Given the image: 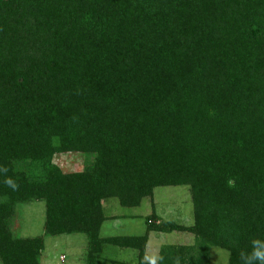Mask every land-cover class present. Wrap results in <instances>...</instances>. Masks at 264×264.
I'll return each instance as SVG.
<instances>
[{
  "label": "trees",
  "instance_id": "trees-1",
  "mask_svg": "<svg viewBox=\"0 0 264 264\" xmlns=\"http://www.w3.org/2000/svg\"><path fill=\"white\" fill-rule=\"evenodd\" d=\"M71 153L93 159L66 173L53 160ZM179 186L193 225L154 211L144 235L102 237L106 200ZM33 202L44 236L19 237ZM153 232L195 237L156 264L264 251V0H0L1 264H41L46 236L75 234L86 264L106 245L151 264Z\"/></svg>",
  "mask_w": 264,
  "mask_h": 264
},
{
  "label": "rangeland",
  "instance_id": "rangeland-1",
  "mask_svg": "<svg viewBox=\"0 0 264 264\" xmlns=\"http://www.w3.org/2000/svg\"><path fill=\"white\" fill-rule=\"evenodd\" d=\"M91 156L71 153L59 154L53 162L64 172L82 171ZM104 212L108 219L103 227L102 237L142 236L147 230V218L154 211L163 221H174L186 226L194 223V208L189 187H159L154 192V199L145 198L139 207H122L117 199L104 202ZM117 217L118 219H111ZM46 208L43 202L18 204L14 232L19 237L34 238L44 236ZM158 223H160L158 221ZM195 237L189 233L174 232L150 234L147 257L158 261L160 250L165 245H193ZM88 239L83 234L45 237V250L41 264H86ZM62 260V258H64ZM97 264H136L138 252L106 245ZM229 253L219 248L211 249V264H228ZM1 264V262H0Z\"/></svg>",
  "mask_w": 264,
  "mask_h": 264
},
{
  "label": "clouds",
  "instance_id": "clouds-1",
  "mask_svg": "<svg viewBox=\"0 0 264 264\" xmlns=\"http://www.w3.org/2000/svg\"><path fill=\"white\" fill-rule=\"evenodd\" d=\"M7 183H9L10 185H12V181H10V180L7 181ZM13 186H14V185H13ZM252 259H259V260L262 262V264H264V251H260V250L255 251V252L253 253V256L250 257V258L248 259V261H246V264H250V262H251ZM151 264H156V260L153 259V260L151 261Z\"/></svg>",
  "mask_w": 264,
  "mask_h": 264
},
{
  "label": "built area",
  "instance_id": "built-area-1",
  "mask_svg": "<svg viewBox=\"0 0 264 264\" xmlns=\"http://www.w3.org/2000/svg\"><path fill=\"white\" fill-rule=\"evenodd\" d=\"M65 259V257L64 258H62V260H64Z\"/></svg>",
  "mask_w": 264,
  "mask_h": 264
},
{
  "label": "crops",
  "instance_id": "crops-1",
  "mask_svg": "<svg viewBox=\"0 0 264 264\" xmlns=\"http://www.w3.org/2000/svg\"><path fill=\"white\" fill-rule=\"evenodd\" d=\"M124 264V263H123Z\"/></svg>",
  "mask_w": 264,
  "mask_h": 264
}]
</instances>
